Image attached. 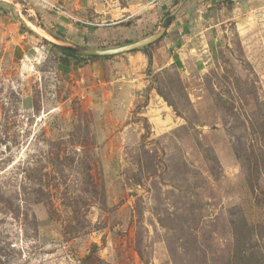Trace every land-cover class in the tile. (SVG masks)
I'll use <instances>...</instances> for the list:
<instances>
[{"label": "rangeland", "instance_id": "obj_1", "mask_svg": "<svg viewBox=\"0 0 264 264\" xmlns=\"http://www.w3.org/2000/svg\"><path fill=\"white\" fill-rule=\"evenodd\" d=\"M177 1L0 0V264H264V0L36 27Z\"/></svg>", "mask_w": 264, "mask_h": 264}, {"label": "water", "instance_id": "obj_2", "mask_svg": "<svg viewBox=\"0 0 264 264\" xmlns=\"http://www.w3.org/2000/svg\"><path fill=\"white\" fill-rule=\"evenodd\" d=\"M185 1L186 0H178L176 2L175 6L166 13L164 19L159 24V27L156 32H154L153 34L149 35L146 38L140 39L138 41H135V42L123 45V46L115 47V48H92V47L69 44L65 42L64 40L48 33L44 29L43 24H40L39 18H37V21L40 24V26L38 25L36 27L38 31H40V33L42 34L45 40L52 42L53 44L59 47L73 51L77 54H81L85 56H98V57L117 56L120 54L130 53L134 50L144 48L160 40L167 32L174 16L178 13L179 9L182 7Z\"/></svg>", "mask_w": 264, "mask_h": 264}, {"label": "crops", "instance_id": "obj_3", "mask_svg": "<svg viewBox=\"0 0 264 264\" xmlns=\"http://www.w3.org/2000/svg\"><path fill=\"white\" fill-rule=\"evenodd\" d=\"M222 2H224L225 0H221ZM134 16L132 15V17H130V19L131 18H133ZM120 23V22H119ZM78 25H82V24H80V23H78ZM126 26V25H125ZM174 26V25H173ZM173 26L170 28V31L171 30H173ZM43 27H44V29L48 32V33H50V34H52V35H54L55 37H58V38H60V39H62V40H64L65 42H67V43H69V44H73V45H78V46H83V45H86L85 44V42H84V39H83V37L81 36V35H79V36H73V38L72 39H67V38H65V39H63V38H61L60 36H57V35H55L54 33H51L50 31H48V29H46L45 28V26H44V24H43ZM77 27V26H76ZM123 27V26H122ZM62 28H64V29H62V33H64L65 31H67L68 32V34H73L74 32H76V30H78L77 28H75V26H71V25H69V24H67V25H65V26H63ZM59 29H60V27H59ZM85 30H86V28H85ZM169 31V32H170ZM168 31H167V34H170ZM166 34V38L168 37V35ZM78 35V34H77ZM88 43V42H87ZM52 44V43H51ZM157 44V43H156ZM55 45V44H54ZM88 45H90L92 48L96 45V44H90V43H88ZM155 45V44H154ZM57 46V45H56ZM96 47V46H95ZM98 48V47H97ZM134 54H136V55H140V56H143V55H145L142 51H139V52H136V53H134ZM146 56V55H145ZM101 58H103V57H101Z\"/></svg>", "mask_w": 264, "mask_h": 264}, {"label": "trees", "instance_id": "obj_4", "mask_svg": "<svg viewBox=\"0 0 264 264\" xmlns=\"http://www.w3.org/2000/svg\"><path fill=\"white\" fill-rule=\"evenodd\" d=\"M166 36V33L165 35ZM164 36L160 39L162 40L164 38ZM160 40L156 41L155 43L149 45V46H146L144 48H141V49H138V50H134L130 53H136V52H139V51H142L144 52V54L146 55L147 59H148V65L150 66L152 64V54L151 52L149 51V48H151L154 44L158 43ZM65 56L69 57V58H80V57H85V58H100L98 56H85V55H80V54H77L73 51H70V50H67L65 48H62V47H59V46H56ZM112 56H109V57H103V58H111ZM76 62L80 63L81 61L77 60ZM238 254H241L240 251L237 252Z\"/></svg>", "mask_w": 264, "mask_h": 264}, {"label": "built area", "instance_id": "obj_5", "mask_svg": "<svg viewBox=\"0 0 264 264\" xmlns=\"http://www.w3.org/2000/svg\"><path fill=\"white\" fill-rule=\"evenodd\" d=\"M50 5H51V8H52L53 10H56L57 12L62 13V14H66L65 11H64V10L62 11V10L60 9V7L57 6L56 4H53V3H52V4H50Z\"/></svg>", "mask_w": 264, "mask_h": 264}, {"label": "bare ground", "instance_id": "obj_6", "mask_svg": "<svg viewBox=\"0 0 264 264\" xmlns=\"http://www.w3.org/2000/svg\"><path fill=\"white\" fill-rule=\"evenodd\" d=\"M32 26V25H31ZM35 28V26H33Z\"/></svg>", "mask_w": 264, "mask_h": 264}]
</instances>
